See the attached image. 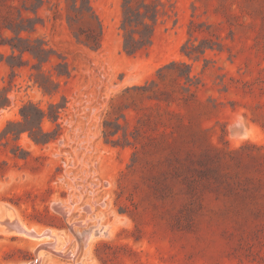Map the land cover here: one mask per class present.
Returning <instances> with one entry per match:
<instances>
[{"label": "rangeland", "instance_id": "1", "mask_svg": "<svg viewBox=\"0 0 264 264\" xmlns=\"http://www.w3.org/2000/svg\"><path fill=\"white\" fill-rule=\"evenodd\" d=\"M6 208L38 264H264V0H0Z\"/></svg>", "mask_w": 264, "mask_h": 264}, {"label": "bare ground", "instance_id": "2", "mask_svg": "<svg viewBox=\"0 0 264 264\" xmlns=\"http://www.w3.org/2000/svg\"><path fill=\"white\" fill-rule=\"evenodd\" d=\"M56 205H57V203H56ZM59 208H60V210L65 211V209H62V208H64V206L59 207ZM89 211H90V208H89ZM10 212H11V209L6 208L5 213L3 215L0 214V230L4 229L6 232H9V233H15V234L17 233L19 235H24V236H27V237H30L33 239L40 240L39 241L40 244L37 247V253H36L37 254V260L35 262L31 263V264H38L40 262L41 256L44 254V250H47V249L51 250L52 248L57 246V243H58L57 234L51 229H45L44 231L43 230L37 231L35 228H31L28 225L25 226L23 224L24 222L18 221L19 219L16 216H12ZM67 212H66V214H67ZM66 214H64V215H66ZM4 217L8 218L9 224L13 227L12 229H9L8 226L1 223V219ZM46 236H48V238L49 237L55 238V240L52 242L42 241ZM87 239H88V235L85 236V241ZM53 250H51V251H53Z\"/></svg>", "mask_w": 264, "mask_h": 264}, {"label": "trees", "instance_id": "3", "mask_svg": "<svg viewBox=\"0 0 264 264\" xmlns=\"http://www.w3.org/2000/svg\"><path fill=\"white\" fill-rule=\"evenodd\" d=\"M141 15V11H137V10H132L130 9L129 11H127V13H125V19L123 22V26L124 28H128V27H133V26H138L139 24L145 26V27H149L150 24L148 22L145 21V19H142L141 21H139V19H137V16ZM154 20H157V15H155ZM152 33L150 32V34L148 35V39L151 37ZM141 41V40H140ZM144 41V40H142ZM125 48H127L129 50L128 45H125Z\"/></svg>", "mask_w": 264, "mask_h": 264}, {"label": "water", "instance_id": "4", "mask_svg": "<svg viewBox=\"0 0 264 264\" xmlns=\"http://www.w3.org/2000/svg\"><path fill=\"white\" fill-rule=\"evenodd\" d=\"M8 218L4 217L1 219V223L5 224L6 226H8L9 229H12L13 227L9 224L8 222Z\"/></svg>", "mask_w": 264, "mask_h": 264}]
</instances>
